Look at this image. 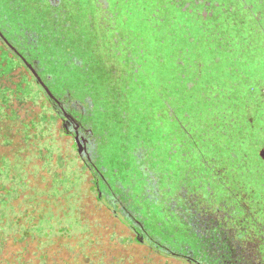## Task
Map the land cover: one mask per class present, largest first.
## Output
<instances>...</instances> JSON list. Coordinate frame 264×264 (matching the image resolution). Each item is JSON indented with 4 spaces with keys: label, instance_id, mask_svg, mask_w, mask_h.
<instances>
[{
    "label": "rangeland",
    "instance_id": "1",
    "mask_svg": "<svg viewBox=\"0 0 264 264\" xmlns=\"http://www.w3.org/2000/svg\"><path fill=\"white\" fill-rule=\"evenodd\" d=\"M21 1L27 21L42 19L50 10L44 0ZM63 1L66 7L71 6L77 23L71 39L77 47L76 54L95 64L89 72V76L93 72L92 77L80 79L89 85L93 83L97 91L108 96L106 158L105 110L103 114H95L98 123L95 128L104 139V145L99 147L104 159L101 164L117 168V176L124 183L129 170L140 176L133 172L129 155L136 132L152 148L151 157L156 158L153 170L163 180L166 171L177 173V160L182 156L178 145L183 137L176 117L182 121L190 117L192 128V119L212 116L204 100H215L211 90L214 86L221 88L220 96L229 104V85L234 82L243 83L246 88L243 94L248 98L249 93L258 90L254 78L264 87L262 34L250 35L253 44L242 48L232 39L236 29L227 24L228 18L221 20L218 27L213 18L206 21L197 18L195 11L190 12L182 3L177 6L171 0H103V25L99 0ZM14 2L19 4L18 0ZM0 6L7 8L6 0H0ZM241 52L243 60L233 61ZM127 53L136 58V66L140 65L144 71L136 76V83L128 74L132 60ZM48 67L58 69L57 74L71 86L79 78L73 76L74 72L62 71L70 67L63 60ZM235 69L252 81L242 82ZM126 71L127 75L122 76ZM179 73L185 77L184 81L179 79ZM137 84L142 87L138 88ZM126 85L131 87L127 89ZM203 88L204 96L200 93ZM42 96L19 62L0 46V264H182L176 259L162 262L145 245L125 240L129 237L121 232L130 234L128 226L106 211L105 204L97 198V191L90 184L91 176L70 137L59 130V120L54 123L53 117L48 119L52 110L39 104ZM166 99L174 110L172 122L166 119ZM165 133H170L168 139ZM195 138L199 144L200 140ZM171 147L176 151L166 164V150ZM186 151L192 159L194 152L190 151L188 142ZM192 164L190 161L189 165ZM106 176L111 177V173L108 171ZM92 183L103 188L102 182L92 180ZM135 190L138 191L137 186ZM141 205L146 207V202ZM158 208L150 211L157 213ZM144 212L146 208L141 213ZM152 218L142 216V223L150 229L160 222L162 225L158 224V229L154 227L152 231L163 242L174 245L175 241H183L165 214ZM63 249L70 255L78 252L81 259L72 255L67 263L65 258L69 254Z\"/></svg>",
    "mask_w": 264,
    "mask_h": 264
},
{
    "label": "flooded vegetation",
    "instance_id": "2",
    "mask_svg": "<svg viewBox=\"0 0 264 264\" xmlns=\"http://www.w3.org/2000/svg\"><path fill=\"white\" fill-rule=\"evenodd\" d=\"M44 1L50 10L44 18L33 22L26 20L21 0L16 5L14 0H6L8 7L0 6V46L19 62L25 75L41 90L43 99L39 104L52 110L48 119L53 117L54 123L60 121L59 130L70 137L83 167L91 176V186L96 185L92 180L102 182L103 188L95 189L106 211H111L128 226L129 233L139 240V245H145L162 262L171 263L173 261L169 259H176L182 264H264V87L261 81L254 78L258 90L249 93L250 98L243 94L246 89L243 83L230 84V94L227 95L230 104L226 99L222 100L221 88L214 86L211 90L215 100H204L212 110V116L192 119V128L190 117L185 121L175 118L183 137L178 145L182 156L177 160V173L168 170L163 180L153 170L156 158L151 157L152 148L149 149L136 132L130 153L133 172L140 176L136 177L129 170L128 181L124 183L117 176V168L101 164L104 159L99 147L104 145V139L95 128V114L105 110L106 158L109 124L105 104L108 96L106 92L97 91L93 83L89 85L80 79L83 76L91 78L93 72L90 76L89 72L95 64L77 55V47L71 42L77 29L71 6L66 7L63 0ZM102 1L99 0L98 7L102 12L101 23L105 25V2ZM170 2L177 6L182 3L184 9L195 11L196 17L205 21L213 18L218 27L221 20L228 18L227 24L236 29L232 39L242 48L245 44L248 48L253 44L249 36L255 33H261L264 41V0ZM34 26H38L41 33ZM127 54L131 57L130 53ZM135 59L130 58L132 62L128 68L134 81L136 76L144 73L140 65L136 66ZM60 60L66 67L70 66L63 72L71 71L73 76L79 77L74 86L57 74L58 69L48 67L51 63L57 65ZM241 60L242 52L233 59L235 62ZM245 63L249 65L246 59ZM234 71L239 73L242 82L248 84L252 81L240 70ZM125 75L127 71L122 74ZM204 88L200 92L203 96L206 93ZM165 107L166 119L172 122L174 110L168 99ZM169 134H164L167 139ZM195 137L200 140L199 144ZM186 142L194 152L192 159L188 157L190 152H185ZM166 151L167 164L176 150L171 147ZM190 161L192 165H189ZM108 171L111 177L106 176ZM144 201L146 207L141 205ZM156 206H159L157 213L151 212ZM143 208H146L145 214L141 213ZM162 214L184 238L183 241H175L174 245L163 242L162 237L152 231L162 225L160 222L150 229L142 223V216L154 219Z\"/></svg>",
    "mask_w": 264,
    "mask_h": 264
},
{
    "label": "trees",
    "instance_id": "3",
    "mask_svg": "<svg viewBox=\"0 0 264 264\" xmlns=\"http://www.w3.org/2000/svg\"><path fill=\"white\" fill-rule=\"evenodd\" d=\"M94 67H95V66H94ZM94 67H92L93 70H94ZM179 76H180L179 79H180L181 81H184V78H185V77H184L182 74H180V73H179ZM136 79H137V77H136ZM132 80H133V82H135V83L137 82V80L134 81V78H133ZM75 81H76V79H75ZM167 82H168V81H167ZM138 85H139V84H137V87H138ZM140 85H141V84H140ZM191 86H194V87H195V85H188V87H191ZM130 87H131V86H130ZM130 87H129V88H130ZM141 87H142V86H141ZM141 87H139V88H141ZM126 88L129 89L127 85H126ZM124 93H126V92H124ZM112 102H113V100H112ZM100 111H101V113L103 114L102 110H100ZM103 111H104V110H103ZM101 113H100V114H101ZM133 142H134V141H133ZM126 144H129V142H127ZM133 144H134V143H133ZM132 147H133V145L131 146V149L129 150V155H130V156H131L130 151L133 149ZM126 181H128V179H127ZM92 187H93V189H95L96 185H95V186L93 185ZM133 188H134V187H133ZM127 222L129 223L130 221L128 220ZM116 232H117L118 234H120L119 231H116ZM121 234L124 235V236H128V237H129V238L125 237V240L130 239L132 242H136L138 245L140 244V243L138 242L139 240H138V239H135V236H134L133 234H123L122 232H121ZM128 241H129V240H128ZM142 243H145V244L148 243V244H150L149 241H146V242L143 241ZM63 250H65V249H63ZM65 251L68 253L67 250H65ZM106 251H107V249H106ZM61 252H62V251H61ZM61 252H60V253H61ZM104 252H105V250H104ZM104 252H103L102 254H104ZM68 254H69V253H68ZM72 255H73L74 257L80 258L78 252H75L74 254H71V255L69 254L66 258L63 257V256H62V257L65 258V261H67V263H68V261H70V260L72 259ZM80 259H81V258H80ZM104 260H105V259H104ZM104 260H103V261H104ZM104 263H105V261H104ZM58 264H61V263L58 262ZM62 264H63V263H62ZM68 264H69V263H68Z\"/></svg>",
    "mask_w": 264,
    "mask_h": 264
}]
</instances>
